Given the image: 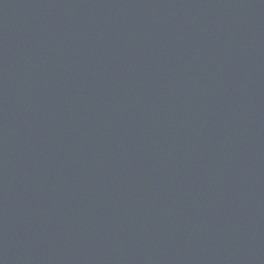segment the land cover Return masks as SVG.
Returning a JSON list of instances; mask_svg holds the SVG:
<instances>
[{"label": "water", "instance_id": "1", "mask_svg": "<svg viewBox=\"0 0 264 264\" xmlns=\"http://www.w3.org/2000/svg\"><path fill=\"white\" fill-rule=\"evenodd\" d=\"M0 264H15L0 176Z\"/></svg>", "mask_w": 264, "mask_h": 264}]
</instances>
